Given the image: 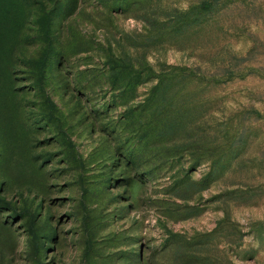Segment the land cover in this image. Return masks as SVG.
Returning a JSON list of instances; mask_svg holds the SVG:
<instances>
[{
  "label": "rangeland",
  "instance_id": "1",
  "mask_svg": "<svg viewBox=\"0 0 264 264\" xmlns=\"http://www.w3.org/2000/svg\"><path fill=\"white\" fill-rule=\"evenodd\" d=\"M0 264H264V0H0Z\"/></svg>",
  "mask_w": 264,
  "mask_h": 264
}]
</instances>
